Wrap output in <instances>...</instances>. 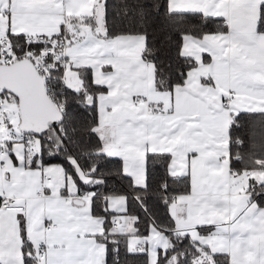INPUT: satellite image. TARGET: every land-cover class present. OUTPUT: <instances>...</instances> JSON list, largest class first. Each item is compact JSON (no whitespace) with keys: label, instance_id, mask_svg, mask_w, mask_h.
Here are the masks:
<instances>
[{"label":"crops","instance_id":"crops-1","mask_svg":"<svg viewBox=\"0 0 264 264\" xmlns=\"http://www.w3.org/2000/svg\"><path fill=\"white\" fill-rule=\"evenodd\" d=\"M101 1L0 0V36L65 31L68 87L79 89L82 66L91 67L94 82L106 87L97 97L94 127L104 151L121 158L137 186L146 184L147 153H169L170 174L190 179V190L169 205L176 228L198 246L226 254L228 264H264V206L251 199L249 176L234 171L229 160L232 115L264 112V31L257 27L264 0H168L172 11L227 22L218 32L183 36L181 54L196 65L170 91L154 86V64L143 55L144 34H100L93 18ZM229 90L236 99L224 108L221 99ZM2 141L0 198L15 196L25 209L0 207V263L25 264V237L34 255L46 244L41 264H105L106 245L97 238L104 217L91 211V195L76 196V182L60 165L40 164L39 140L36 145L32 139ZM126 204L124 195L107 197L106 206L117 217L112 232L133 231L131 216L123 213ZM46 220L53 222L51 229ZM205 225L209 231L199 232Z\"/></svg>","mask_w":264,"mask_h":264},{"label":"trees","instance_id":"trees-1","mask_svg":"<svg viewBox=\"0 0 264 264\" xmlns=\"http://www.w3.org/2000/svg\"><path fill=\"white\" fill-rule=\"evenodd\" d=\"M157 4L162 5L159 13L155 11ZM101 7V35H145L143 55L154 64L155 88L163 91H170L175 85L184 83L188 69L196 65L195 59L181 54L183 36L189 34L201 37L206 33L224 30L225 27L222 17L205 16L199 12L172 11L168 8V0H102ZM126 9L129 13L127 16ZM141 9L145 13L146 26L134 27L130 21ZM169 13L173 15L169 17ZM135 18L139 19L138 16ZM169 18L181 21L178 30L168 24ZM93 24L97 27L95 17ZM257 27L264 31V1L260 3ZM8 36L16 45L21 43L22 35ZM78 76L79 89H65L66 108L63 111V119L35 135L39 140L37 158L42 165H60L66 174L72 175L79 193L86 192L91 195V211L104 217V232L97 235V238L106 245L105 264H149L147 251H137L129 247L130 233L111 231L116 213L106 206L109 195L126 197L127 204L123 213L132 218V234L145 236L153 225L168 235L172 246L164 254L160 252L156 264H228L226 254L213 253L198 246L188 232H181L176 228L169 205L175 195L190 190V179L188 175L170 174L169 153H147L146 184L137 186L132 178L124 173L121 158L104 151L101 138L94 127L98 122L97 97L106 87L94 82L89 66L78 68ZM0 92L3 99L6 97L17 103V98L10 92L3 89H0ZM88 96L92 97L91 105L86 103ZM261 114L264 112L242 111L232 115L229 160L230 166L237 173L251 171V199L264 206V148L252 147L246 135L252 121L264 119ZM4 119L6 126L12 124L9 118ZM236 124L241 127H234ZM240 138H243L244 147L237 148L236 144ZM12 142L4 141L5 145ZM80 170L85 173L87 180H82ZM252 171L257 174L253 175ZM208 227L209 225L201 226L198 230L206 233L209 231ZM22 251L25 264H41L25 237ZM201 251H206L208 259L198 262ZM172 254L176 255V259L169 262Z\"/></svg>","mask_w":264,"mask_h":264},{"label":"built area","instance_id":"built-area-1","mask_svg":"<svg viewBox=\"0 0 264 264\" xmlns=\"http://www.w3.org/2000/svg\"><path fill=\"white\" fill-rule=\"evenodd\" d=\"M226 25L227 22L223 21ZM68 35L65 31H60L55 34H24L21 38V43L16 45L9 36H0V64L11 63L17 58L27 57L34 64L36 70L43 79L44 87L56 106L63 112L66 108L65 89L68 87L66 82L67 69L69 65V54L67 52ZM236 99V93L229 90L221 99V105L224 108H229L231 102ZM3 98L0 92V112L2 113ZM7 113V112H6ZM4 117L0 116V142L21 141L25 144L31 142L30 134L14 129L12 124L6 126ZM5 126V130L2 127ZM2 141V142H3ZM4 151V147L0 146V152ZM245 176H249V172H244ZM44 179H48V175H44ZM88 193L81 192L76 196H84ZM90 195V194H89ZM0 207L6 210L17 209L24 210L25 204L17 197L4 195L0 198ZM117 217H113V223ZM53 222L45 221V228L51 229ZM144 248V242L138 243L134 250L140 251ZM36 258L42 262L46 258V244L40 243L35 252Z\"/></svg>","mask_w":264,"mask_h":264},{"label":"water","instance_id":"water-1","mask_svg":"<svg viewBox=\"0 0 264 264\" xmlns=\"http://www.w3.org/2000/svg\"><path fill=\"white\" fill-rule=\"evenodd\" d=\"M102 17V7L99 3L95 21L100 33ZM0 89L10 92L17 98L18 129L24 133L38 135L46 127L63 119V112L48 95L41 75L27 57L0 64ZM86 103L92 104L91 96L86 97Z\"/></svg>","mask_w":264,"mask_h":264},{"label":"rangeland","instance_id":"rangeland-1","mask_svg":"<svg viewBox=\"0 0 264 264\" xmlns=\"http://www.w3.org/2000/svg\"><path fill=\"white\" fill-rule=\"evenodd\" d=\"M12 101H14V98H12ZM2 106H4L6 108L7 113L5 111L4 114L6 113L7 118L10 119V121L12 123V127H14V129H17L18 124H19V112H18L17 103L11 102V100H8L6 97H4L3 102H2ZM1 111H3V109ZM1 114H3V113H1ZM30 137L33 140L34 144L36 145L38 138L35 135H30ZM79 174H80V177L86 176V175H84L85 173L81 170H80ZM252 174L256 175L257 173L255 171H252ZM86 178H87V176H86ZM68 182L70 185H72V183H74L72 177L68 178ZM124 224H125V222L122 221L121 228H124ZM131 228L133 229V227H131ZM130 230L127 231L126 233H132V231L130 232ZM141 242H145V246L142 250L147 251L149 264H156L157 260L159 258L160 252H162L164 254L166 252V250L172 246V243H171L168 235L164 231L157 229L153 225L150 227L148 234L145 236H137L134 234H131L129 236V244L131 246H136L138 243H141ZM200 253L201 254L197 258L198 262H202V261L208 259V254L206 253V251H201ZM175 259H176V255L172 254L168 261L170 262V261L175 260Z\"/></svg>","mask_w":264,"mask_h":264},{"label":"snow or ice","instance_id":"snow-or-ice-1","mask_svg":"<svg viewBox=\"0 0 264 264\" xmlns=\"http://www.w3.org/2000/svg\"><path fill=\"white\" fill-rule=\"evenodd\" d=\"M160 7H162L161 4L156 5L155 11L157 13H159ZM125 15L126 16L129 15L127 9L125 10ZM168 15H169V17H171L173 14L169 13ZM136 16L139 17L138 20L135 18ZM130 23L134 27L138 26L139 28H144L146 26L145 25V13L143 12L142 9L138 13H135V15L133 16ZM180 23H181L180 20L171 19V18H169V20H168V24L177 30H178ZM261 115H264V114H261ZM69 119H71V117H69ZM234 127L239 128V127H241V125L236 124V125H234ZM73 131H74V129H73ZM246 135H247L249 141L251 142L252 147L264 148V119L252 121L248 126ZM236 147L237 148L244 147L243 138H240L239 142L236 144ZM53 158H55V157H53Z\"/></svg>","mask_w":264,"mask_h":264}]
</instances>
